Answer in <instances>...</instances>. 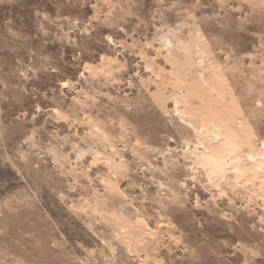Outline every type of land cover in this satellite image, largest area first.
Here are the masks:
<instances>
[{
	"label": "rangeland",
	"instance_id": "rangeland-1",
	"mask_svg": "<svg viewBox=\"0 0 264 264\" xmlns=\"http://www.w3.org/2000/svg\"><path fill=\"white\" fill-rule=\"evenodd\" d=\"M0 264H264V0H0Z\"/></svg>",
	"mask_w": 264,
	"mask_h": 264
}]
</instances>
